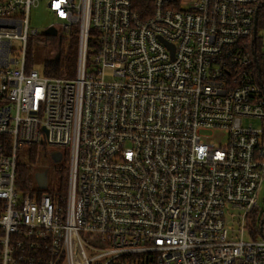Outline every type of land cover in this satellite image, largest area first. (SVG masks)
Masks as SVG:
<instances>
[{"label":"built area","instance_id":"1","mask_svg":"<svg viewBox=\"0 0 264 264\" xmlns=\"http://www.w3.org/2000/svg\"><path fill=\"white\" fill-rule=\"evenodd\" d=\"M42 1L0 0V264H264V0H46L72 78L28 68ZM34 146L64 193L17 189Z\"/></svg>","mask_w":264,"mask_h":264},{"label":"trees","instance_id":"2","mask_svg":"<svg viewBox=\"0 0 264 264\" xmlns=\"http://www.w3.org/2000/svg\"><path fill=\"white\" fill-rule=\"evenodd\" d=\"M260 15H264V10L261 11ZM40 39L45 41L41 36ZM263 40L258 39L254 43V50L257 56L259 64L258 77L261 81L262 86L264 87V54L262 52ZM35 45V46H34ZM56 47L57 51L48 55L45 53V47H43L42 56L40 55L39 59L42 61V70L45 75L53 77H68L72 78L75 75L76 63H77V45L78 40L76 36H73L69 41L63 40ZM36 46L40 47L38 44L29 45L30 52L28 57V68H32L37 61L35 59L36 55ZM37 47V48H38ZM35 49V50H34ZM54 51V50H53ZM33 64V65H32ZM28 148V163L29 165L18 163L16 170V187L21 192H36L35 184V174L34 167L37 163L40 162L41 156H47L45 148L42 147H27ZM63 167L59 168L60 171V180L59 187L56 189L61 193L66 191V182H67V171L65 169L66 163ZM58 166V165H56ZM39 173V172H38Z\"/></svg>","mask_w":264,"mask_h":264},{"label":"rangeland","instance_id":"3","mask_svg":"<svg viewBox=\"0 0 264 264\" xmlns=\"http://www.w3.org/2000/svg\"><path fill=\"white\" fill-rule=\"evenodd\" d=\"M55 22H56L55 19L53 18V16L50 14V12L46 8V0H43L40 3V5L31 12V23H30L31 27L37 29L40 33L43 32V30H45L50 25L55 24ZM259 36L263 38L262 52L264 54V27L259 31ZM58 44H59V41L57 40L51 41L47 45L46 47L47 49L45 48L46 49L45 53L50 55L53 52H56L57 51L56 47L59 46ZM37 47L38 46H36V50L34 49L36 51L35 59L37 60L35 62V66L39 70H42L43 64L41 62L42 60L39 59V57L40 55L42 56L44 46H40L38 48ZM217 134H219V132H217ZM59 150L63 151L64 149L60 148ZM49 151H52V148H49ZM27 153H28L27 147H22V149L19 150V162L20 163L29 165ZM63 166H64L63 162L60 164L59 163L55 164L52 161L51 156L48 154L47 156H41L40 162L37 163V165L34 167V173L36 174L38 172H42L47 169L50 188L56 190L60 184L59 183V180H60L59 168ZM262 195L264 196V183L262 187ZM245 239L249 240L248 235H245Z\"/></svg>","mask_w":264,"mask_h":264},{"label":"water","instance_id":"4","mask_svg":"<svg viewBox=\"0 0 264 264\" xmlns=\"http://www.w3.org/2000/svg\"><path fill=\"white\" fill-rule=\"evenodd\" d=\"M255 31H256V28H255ZM43 35L44 36H56L57 32L54 29H49V30L44 31ZM51 159L55 164H58L61 162L62 156L60 153L55 152V153H52ZM35 179L39 186V189L41 191H46L47 190V171L42 172V173H37L35 175Z\"/></svg>","mask_w":264,"mask_h":264},{"label":"flooded vegetation","instance_id":"5","mask_svg":"<svg viewBox=\"0 0 264 264\" xmlns=\"http://www.w3.org/2000/svg\"><path fill=\"white\" fill-rule=\"evenodd\" d=\"M47 38L51 39L52 41H54L56 39V36H47Z\"/></svg>","mask_w":264,"mask_h":264},{"label":"bare ground","instance_id":"6","mask_svg":"<svg viewBox=\"0 0 264 264\" xmlns=\"http://www.w3.org/2000/svg\"><path fill=\"white\" fill-rule=\"evenodd\" d=\"M56 40V39H55Z\"/></svg>","mask_w":264,"mask_h":264}]
</instances>
